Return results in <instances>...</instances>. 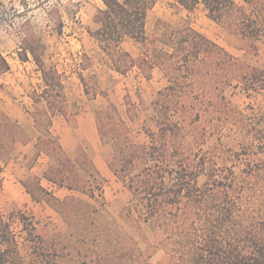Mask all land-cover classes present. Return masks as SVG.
<instances>
[{
  "label": "rangeland",
  "instance_id": "374dc122",
  "mask_svg": "<svg viewBox=\"0 0 264 264\" xmlns=\"http://www.w3.org/2000/svg\"><path fill=\"white\" fill-rule=\"evenodd\" d=\"M234 1L260 27L258 38H242L226 24L211 20L201 4L188 11L172 7L171 0H156L147 10L146 36L148 40L159 37L165 24L187 21L244 63L264 69V0H253L251 4ZM103 7L101 0H0V52L10 65L9 71L0 76V111L20 123L24 140L14 145L3 165L0 211L16 234L24 260L29 247L20 224L11 216L16 211L32 218L64 264H167L164 232L156 223L142 220L130 191L106 164L107 156L113 152L110 138L114 132L109 131L104 142L100 140L95 111L113 103L127 126L121 133L136 145L145 146L149 143L146 129L157 130L152 102L168 82L159 67L146 79L137 68L121 74L107 65L106 56L89 34L98 27L96 17ZM149 44L126 38L121 47L137 57ZM24 47L35 49L46 69L55 67L62 79L64 98L55 100L62 110L52 117L50 134L45 132L44 120L38 131L32 117L35 114L45 119L42 112L47 103L38 98L43 81L31 54L27 52L25 61L20 59ZM79 74L83 75L85 86ZM199 93H189L190 97L198 96V101L193 99L195 106L187 114L179 107H170L172 119L182 127L177 142L182 153L191 158L205 155L208 162L220 166L222 162L216 154L237 149L247 131L264 124V90L244 91L235 82L225 87L223 94L230 106L223 117L209 105V90ZM196 111L201 113L200 120L184 118ZM40 134L59 139L64 152L76 159L79 175H88L89 162L95 168L97 164L104 167L105 171L98 170L103 180L96 178L94 198L74 191L57 197L53 191L60 187L52 185L48 191L56 200L38 189V178L30 171L35 159H26L19 149L20 144L33 140L37 150L47 152L46 144L37 139ZM80 154L85 156V164ZM47 158L48 165L53 163ZM245 158L263 160L264 150ZM226 165L236 172L241 167L232 160H227ZM205 180L203 171L198 184ZM58 200L67 205L62 206Z\"/></svg>",
  "mask_w": 264,
  "mask_h": 264
},
{
  "label": "trees",
  "instance_id": "16d2710c",
  "mask_svg": "<svg viewBox=\"0 0 264 264\" xmlns=\"http://www.w3.org/2000/svg\"><path fill=\"white\" fill-rule=\"evenodd\" d=\"M101 1L104 7L96 17L98 27L89 34L106 56L107 65L121 74L137 68L146 79L151 77L155 67H159L168 82L157 91L152 102L157 130L146 129L149 143L145 146L136 145L127 134L121 133L127 126L113 103L95 111L100 140L104 142L109 131L114 132L110 138L113 152L107 156L106 164L130 191L142 220L156 223L164 232L166 263L264 264V159H243L250 153L264 150V124L259 129L253 127L247 131L237 149H225L216 154L222 162L217 166L208 162L205 155L191 158L181 152L177 137L182 127L172 119L170 110L171 106L179 107L187 114L195 106L193 99L198 101V96L193 98L189 93L200 95L199 91L206 93L208 89L212 95L209 105L215 107L221 117L230 106L223 89L235 82L244 91L264 90V69L244 63L187 21L165 24L159 37L148 40L146 13L156 0ZM200 4L211 20L226 24L242 38H258L260 27L234 0L170 2L172 7L188 11ZM126 38L150 44L134 57L121 47ZM22 50L20 59L27 60V52L30 53L41 72L43 85L37 94L50 110L42 112L45 119L35 114L32 117L38 131L44 120L45 132L50 134L52 117L62 110L55 102L57 98H64L62 79L55 67L46 69L35 49L24 47ZM9 69L7 59L0 52V76ZM78 77L85 86L83 75ZM176 110L173 112H178ZM188 117L198 121L201 113L196 111L184 116ZM22 134L20 123L0 111V174L14 145L24 141ZM41 135L37 139L46 144L47 152H43L53 161L47 166L44 178L52 185L94 198L95 180L98 176L103 178L93 163L89 162L88 175H79L76 159L66 155L59 139ZM40 152L39 149L38 154ZM80 156L85 164V156ZM227 160L241 164L239 171L227 166ZM203 171L206 180L198 184L197 178ZM38 189L53 196L40 184ZM58 202L64 207L67 205L64 201ZM11 216L24 233L29 247L28 258L24 260L20 255L16 234L0 211V264H64L31 217L21 211Z\"/></svg>",
  "mask_w": 264,
  "mask_h": 264
},
{
  "label": "crops",
  "instance_id": "0c3cea01",
  "mask_svg": "<svg viewBox=\"0 0 264 264\" xmlns=\"http://www.w3.org/2000/svg\"><path fill=\"white\" fill-rule=\"evenodd\" d=\"M64 149V148H63ZM22 156H24L26 159L28 158H34L35 163L30 167V171L37 176L39 184L44 187L45 189L49 190L52 188V184L44 178V172L47 169L48 166V158L43 154V152H40L38 154V150L35 148V142L33 140L26 141L25 143L20 144V149ZM65 151V149H64ZM66 152V151H65ZM66 155L70 157L67 153ZM71 158V157H70ZM97 170L99 171H105L104 167L102 165L97 164L96 165ZM70 190L67 188L60 187L58 190H54L53 193L57 197H65L67 194H69ZM62 195H60V194Z\"/></svg>",
  "mask_w": 264,
  "mask_h": 264
}]
</instances>
